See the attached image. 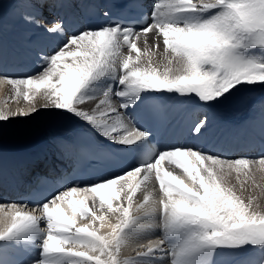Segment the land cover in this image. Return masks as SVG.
I'll use <instances>...</instances> for the list:
<instances>
[{
    "label": "snow or ice",
    "instance_id": "obj_1",
    "mask_svg": "<svg viewBox=\"0 0 264 264\" xmlns=\"http://www.w3.org/2000/svg\"><path fill=\"white\" fill-rule=\"evenodd\" d=\"M140 23L139 30L117 23L68 37L62 47L44 58L43 70L36 76L4 78L31 105L11 115L38 111L34 102L42 97V107L64 110L115 144L131 146L119 150L132 153L133 164L139 165L126 172L127 177L139 179L135 184L117 176L90 187H71L56 195L51 207L44 203L40 216L16 210L9 222L6 213V227L0 230L4 242L30 243L38 222L46 221V229H38L40 258L29 264H61L62 259L70 264H141L140 260L121 261L118 253L129 237L126 230L142 218L156 215L164 235L137 253L151 264H215L217 250L248 245L264 248V213L254 210L252 198L246 202L241 195L253 161L221 158L193 148L157 152L145 139L149 133L130 127L127 111L121 113L112 101L113 95L121 98L119 108L128 110L142 100L141 93L174 92L205 103L219 102L220 97L238 90L237 86L264 82V0H155L150 22ZM60 28L54 23L47 31L55 33ZM148 33L162 38L165 52L170 53L168 64L175 60L178 70L165 67L161 71L153 66L147 41L143 49L137 43ZM125 47L127 55L122 52ZM116 85L122 88L114 91ZM98 97L102 98L95 110L79 107ZM110 114H115L112 122ZM8 119L9 114L0 111V121ZM202 127L203 121L194 130L199 133ZM165 162L181 170L190 183L166 169ZM258 165L264 168V157ZM233 171L237 185L229 182ZM153 174L163 196L157 206L145 209L149 201L145 195L137 211L145 210L131 215L133 195ZM78 191L93 194L92 204L87 199H71ZM97 198L99 207L94 210ZM65 202L71 214L62 206ZM105 207L120 216L119 223L109 225L111 231L101 235L92 225L99 220V227H105L106 216L96 214ZM78 215L91 216V221L77 226ZM172 237L179 239L173 241Z\"/></svg>",
    "mask_w": 264,
    "mask_h": 264
},
{
    "label": "bare ground",
    "instance_id": "obj_2",
    "mask_svg": "<svg viewBox=\"0 0 264 264\" xmlns=\"http://www.w3.org/2000/svg\"><path fill=\"white\" fill-rule=\"evenodd\" d=\"M12 1L13 0H8V3H5L6 8L0 11V73H6L7 67L2 71L4 66L3 63L6 62L7 66L9 64V71L6 73L8 78L36 76L43 70L40 68V65L44 62V58L53 54L55 49L62 47L67 38L73 36L74 30L78 29L80 34L83 31L90 30L86 20L81 27H70L68 22L73 18L69 16L66 11L69 7L74 6L73 0ZM51 1L53 2L51 3ZM56 1L59 2L56 3ZM102 2L103 0H78V11L81 12L82 10V12L86 14L87 8L91 6H100ZM149 2L152 6L155 0H149ZM54 23H59L61 25L60 30L55 33L48 32L47 29L53 27ZM145 41H147L153 53V66L158 67L161 71H163L165 67H171L173 71L180 68V65L175 60H173L171 65L168 64L170 53L165 52L162 38L156 37L153 33L142 36L137 41L141 49L145 47ZM156 44H159L160 47H154ZM122 52L127 55V48H123ZM132 55L135 56V53H132ZM164 93L171 96L174 102H182L184 106L188 105L193 112L205 111L206 118L203 122L201 131L197 133L194 130L193 134L196 138H201L205 135L204 142L206 145H214V149L222 152L227 159L241 158L238 154L229 155L227 152L223 151L225 147H232L237 144V141L228 143L227 141L218 140H226L231 137L236 139L239 138L240 134L251 133L252 129L264 134V101L262 104L253 103L252 100L256 97L254 95L241 98L235 97L222 107H216L209 103L199 101L198 98L189 99L174 92ZM145 95L148 94L141 93L142 97ZM100 98L102 97H98L92 101H86L85 105L79 107H81L82 110H95L99 104ZM120 99L121 98L115 95L112 96V101L116 104L117 110L124 113V109L119 108ZM34 103L38 111L31 112L28 115H11L12 113H18L21 109L27 110L31 105L28 101H25L22 96H17L15 88L0 76V111L9 114L8 120L0 121V166L4 161L3 157L5 156V152L13 151L16 147L33 148L37 145L49 142V140L52 139L64 141L68 129L72 130V126L78 125V120H76L73 114L66 113L64 110L52 108L51 106L47 108L42 107V97H37ZM114 115L115 114L109 115L108 119L110 122H112ZM127 119H129V115H127ZM78 126H80V124ZM86 128L87 126L84 127V129ZM38 131H40L38 137L32 141L26 142L27 138ZM229 133L234 135H230ZM42 147H44V145H42ZM204 153L209 154L208 152ZM212 155L219 156L217 154ZM261 157L264 156L248 158L254 163L251 164V171L249 173L250 179L247 181L246 190H244L241 195L245 198L246 202L249 198H252L253 206L255 205L263 209L264 168H260L258 165V161ZM164 167L168 170H173L175 174L181 176L186 182L190 183L185 174L181 170L176 169L174 165L165 162ZM122 176H124L125 179H129L134 184L139 182L138 178H129L126 174ZM229 182L233 185H237L238 183L234 171L229 177ZM121 183H123V181H121ZM76 194H74L71 199H87V203L89 205L92 204L93 194L90 192L78 191ZM145 195L149 196V201L145 204V209L157 206L159 199L163 196L154 174L149 177L148 181L141 184L140 188L133 195L132 208L130 210L131 215H141L143 210H145L142 209L140 212L137 211V207L144 204ZM121 196L123 199V193H121ZM57 203H59V201H57ZM113 203L116 205L119 202L113 201ZM49 204L51 207L52 205L50 202ZM124 204L127 206V201H124ZM10 205L16 207L10 208ZM0 206H3L0 208V230H3L6 227V221L4 220L6 213L10 214L9 222L11 214H14L16 210H23L40 216L42 214L43 205L36 208L35 211L13 203H0ZM62 206L67 213L71 214V208L68 207L66 202ZM98 207L99 200L97 198L94 210L98 209ZM96 214L97 216L101 214L106 216L104 228L99 227L101 223L99 220H96L92 225L93 229H99L98 234H108L111 231L109 225L119 223L118 217L120 213L108 212L107 207L103 210H97ZM90 221L91 216L87 218H81L79 215L77 216V226L88 224ZM159 222L160 217L156 215L153 217H144L138 224L130 226V228L126 230L129 237L127 241L121 245L118 259L121 261L140 260L141 264H151V261L147 260V258L137 257V253L145 251L150 242L154 243L163 237L164 232ZM40 227L46 229L47 225L44 219L38 222L37 234L30 243L0 241V264H29L31 260L39 259L41 250L38 247V243L41 236L38 229ZM171 239L173 241H178L179 238L172 237ZM165 249H167V245H165ZM217 251L218 254L214 258H216L220 264H264V248L260 246L253 250L251 254H248V252L251 251L250 248L246 250L232 249ZM159 256L160 253H157V257ZM61 264H70V261L68 259H62Z\"/></svg>",
    "mask_w": 264,
    "mask_h": 264
},
{
    "label": "rangeland",
    "instance_id": "obj_3",
    "mask_svg": "<svg viewBox=\"0 0 264 264\" xmlns=\"http://www.w3.org/2000/svg\"><path fill=\"white\" fill-rule=\"evenodd\" d=\"M72 2L74 3L75 1L73 0ZM5 3H8V0H0V11L3 10L4 8H6ZM46 5H47V2H46ZM79 34H80V32H78L77 35H79ZM58 49L59 48L55 49L54 51H56ZM54 51H53V53H54ZM41 65H40V68L42 69ZM17 78H20V77H17ZM120 88H122V86L118 85V86L115 87L114 91L115 90H119ZM237 89L238 90H234L233 94H231V95L225 94V96L220 97L219 98V103L225 104L230 99V97H232V96L234 98V97H238L240 95L244 96V95H252V94H254V96H256L255 94H259L260 95L258 98L255 97L256 99L252 100L253 103H255L254 100L256 101V104H261L264 101V82H257V83H254V84H244L242 86H237ZM231 100H229V101H231ZM214 103H218V102L214 101ZM76 196H77V194H76ZM258 203L261 204L260 202H258ZM262 204H263V207H264V200H262ZM253 208L256 211L264 213V208L262 209V208H259V207L255 206V205L253 206ZM214 262H215V264H220V263H218V260L216 258H214ZM234 264H243V263H234Z\"/></svg>",
    "mask_w": 264,
    "mask_h": 264
}]
</instances>
